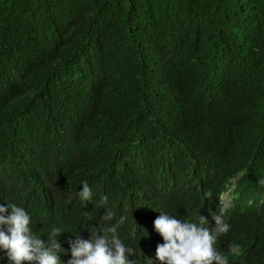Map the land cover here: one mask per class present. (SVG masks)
Here are the masks:
<instances>
[{"label": "trees", "instance_id": "16d2710c", "mask_svg": "<svg viewBox=\"0 0 264 264\" xmlns=\"http://www.w3.org/2000/svg\"><path fill=\"white\" fill-rule=\"evenodd\" d=\"M258 163L264 0H0V189L10 197L49 180L73 218L61 224L99 231L105 208L115 217L104 223L117 218L123 177L141 178L144 165L194 166L222 187ZM243 255L234 263L264 264V247Z\"/></svg>", "mask_w": 264, "mask_h": 264}, {"label": "clouds", "instance_id": "9594fccd", "mask_svg": "<svg viewBox=\"0 0 264 264\" xmlns=\"http://www.w3.org/2000/svg\"><path fill=\"white\" fill-rule=\"evenodd\" d=\"M175 157L188 161L184 143ZM187 167L144 165L141 178L123 177L117 218L104 223L115 217L105 208L99 231L61 224L73 219L58 210L61 185L35 181L15 197L0 189V264H236L248 249L264 247V164L222 187ZM81 187L79 202L88 205L92 189Z\"/></svg>", "mask_w": 264, "mask_h": 264}]
</instances>
